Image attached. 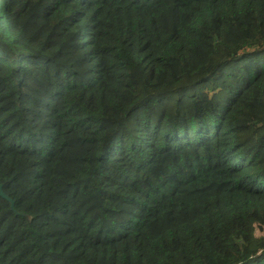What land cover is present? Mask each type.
I'll return each mask as SVG.
<instances>
[{
	"label": "trees",
	"instance_id": "obj_1",
	"mask_svg": "<svg viewBox=\"0 0 264 264\" xmlns=\"http://www.w3.org/2000/svg\"><path fill=\"white\" fill-rule=\"evenodd\" d=\"M0 264H264V0H0Z\"/></svg>",
	"mask_w": 264,
	"mask_h": 264
},
{
	"label": "water",
	"instance_id": "obj_2",
	"mask_svg": "<svg viewBox=\"0 0 264 264\" xmlns=\"http://www.w3.org/2000/svg\"><path fill=\"white\" fill-rule=\"evenodd\" d=\"M0 198L8 201L11 204V208L14 210V203L13 201L3 192L2 186L0 185Z\"/></svg>",
	"mask_w": 264,
	"mask_h": 264
}]
</instances>
